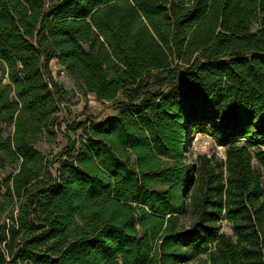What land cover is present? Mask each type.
<instances>
[{
  "label": "trees",
  "instance_id": "16d2710c",
  "mask_svg": "<svg viewBox=\"0 0 264 264\" xmlns=\"http://www.w3.org/2000/svg\"><path fill=\"white\" fill-rule=\"evenodd\" d=\"M52 61L116 115L61 132ZM191 262L264 264V0H0V264Z\"/></svg>",
  "mask_w": 264,
  "mask_h": 264
},
{
  "label": "rangeland",
  "instance_id": "374dc122",
  "mask_svg": "<svg viewBox=\"0 0 264 264\" xmlns=\"http://www.w3.org/2000/svg\"><path fill=\"white\" fill-rule=\"evenodd\" d=\"M256 26H252V30H255ZM51 73L56 77V81L60 88L66 92L64 96L65 100V110H63L61 114V119L58 120V126L61 132L66 133L65 127L66 125L72 124L75 122H83L86 117H97L99 121L106 120L112 118L116 115V110L111 107L109 103L97 102L91 96H84L82 94V90L79 84L75 83L73 80L67 78L66 76H61V69L56 64L55 61L50 63ZM11 132V128L7 127L4 134L7 136ZM71 138L76 142L84 139L82 135V131H78L75 134L70 133ZM188 147L186 153V160L192 162L199 155L206 156H215L220 159L225 158V148L219 145L214 139L203 134V133H195L188 136ZM64 146V142L59 135L54 136V139L51 143L47 142V139H41L36 148L39 150L44 156H48L51 154L55 156L59 150ZM254 151V149H251ZM59 169V163H56L51 168V173L53 176L57 174ZM15 167H6L2 178L10 175L15 172ZM221 231L225 234L231 235V229L229 224L226 221L221 223ZM190 264H194L191 262Z\"/></svg>",
  "mask_w": 264,
  "mask_h": 264
},
{
  "label": "built area",
  "instance_id": "2783aa9c",
  "mask_svg": "<svg viewBox=\"0 0 264 264\" xmlns=\"http://www.w3.org/2000/svg\"><path fill=\"white\" fill-rule=\"evenodd\" d=\"M51 63V62H50ZM57 64V63H56ZM50 66V65H49ZM60 68V67H59ZM61 69V68H60ZM52 75H53V73H52ZM60 75L61 76H66L67 77V75H66V73H65V71L63 70V69H61V71H60ZM53 78H54V80H56L55 78V76L53 75Z\"/></svg>",
  "mask_w": 264,
  "mask_h": 264
}]
</instances>
